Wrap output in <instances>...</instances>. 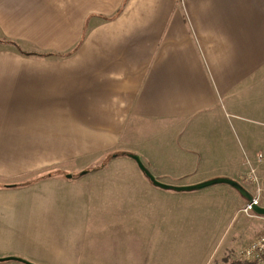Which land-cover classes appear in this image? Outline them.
Instances as JSON below:
<instances>
[{
    "label": "crops",
    "instance_id": "crops-1",
    "mask_svg": "<svg viewBox=\"0 0 264 264\" xmlns=\"http://www.w3.org/2000/svg\"><path fill=\"white\" fill-rule=\"evenodd\" d=\"M223 113L262 127L244 135L240 176L210 178L243 184L252 166L264 192V0H0V192L85 168L149 125ZM220 133L209 151L235 153Z\"/></svg>",
    "mask_w": 264,
    "mask_h": 264
},
{
    "label": "rangeland",
    "instance_id": "rangeland-1",
    "mask_svg": "<svg viewBox=\"0 0 264 264\" xmlns=\"http://www.w3.org/2000/svg\"><path fill=\"white\" fill-rule=\"evenodd\" d=\"M188 122L149 125L93 163L91 157L85 168L57 167L48 171L53 177L17 195L0 192V246L35 258L12 255L35 264H223L238 258L264 231L256 220L261 215L240 211L244 197L238 190L227 184L161 189L128 154L139 155L157 180L169 184L238 177L249 154L244 135L262 125L225 113L206 125ZM221 128L235 148L228 156L209 151Z\"/></svg>",
    "mask_w": 264,
    "mask_h": 264
},
{
    "label": "built area",
    "instance_id": "built-area-1",
    "mask_svg": "<svg viewBox=\"0 0 264 264\" xmlns=\"http://www.w3.org/2000/svg\"><path fill=\"white\" fill-rule=\"evenodd\" d=\"M263 156L261 153L256 154V161L261 162ZM241 182L253 187L254 192L250 200H246L240 211L247 216H253L252 206L261 205L263 195V188L261 186L260 177L256 173L255 167L250 166L249 169L241 175ZM238 259L248 264H264V231L254 237L248 245H246L240 252Z\"/></svg>",
    "mask_w": 264,
    "mask_h": 264
},
{
    "label": "water",
    "instance_id": "water-1",
    "mask_svg": "<svg viewBox=\"0 0 264 264\" xmlns=\"http://www.w3.org/2000/svg\"><path fill=\"white\" fill-rule=\"evenodd\" d=\"M132 159L135 160L137 163L138 167L141 169V171L145 174V176L149 179V181L156 187H159L161 189H166V190H174V191H192V190H200L203 188H206L208 186L214 185V184H227L236 190L239 191L241 195L246 197L247 200L251 199V194L239 183L238 181L229 178V177H213L207 180H203L201 182H197L194 184H182V185H174V184H169L165 183L162 181H159L156 179V177L147 169L143 166L139 155L137 154H128ZM85 172V171H84ZM70 174H67V177H70ZM252 210L255 214L264 216V206L263 205H255L252 206ZM6 261H16L22 264H35L32 263L22 257H17V256H4L0 257V263L1 262H6Z\"/></svg>",
    "mask_w": 264,
    "mask_h": 264
},
{
    "label": "trees",
    "instance_id": "trees-1",
    "mask_svg": "<svg viewBox=\"0 0 264 264\" xmlns=\"http://www.w3.org/2000/svg\"><path fill=\"white\" fill-rule=\"evenodd\" d=\"M12 44L15 45V47H16V49H17L18 51H20L21 53H24L16 43H13V42H12ZM34 55H36V56H48L49 53L39 52V53H34ZM12 186H13V185H6L5 187H12ZM241 264H248V263H246V262H242Z\"/></svg>",
    "mask_w": 264,
    "mask_h": 264
}]
</instances>
